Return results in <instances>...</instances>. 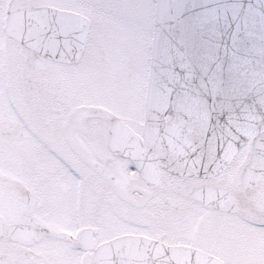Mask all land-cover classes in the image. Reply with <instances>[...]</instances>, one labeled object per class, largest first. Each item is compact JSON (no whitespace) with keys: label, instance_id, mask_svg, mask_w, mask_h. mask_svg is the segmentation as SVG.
<instances>
[{"label":"snow or ice","instance_id":"obj_1","mask_svg":"<svg viewBox=\"0 0 264 264\" xmlns=\"http://www.w3.org/2000/svg\"><path fill=\"white\" fill-rule=\"evenodd\" d=\"M137 6L0 0V264H264V92L170 114Z\"/></svg>","mask_w":264,"mask_h":264},{"label":"water","instance_id":"obj_2","mask_svg":"<svg viewBox=\"0 0 264 264\" xmlns=\"http://www.w3.org/2000/svg\"><path fill=\"white\" fill-rule=\"evenodd\" d=\"M150 74L173 115L194 101L223 131L264 92V0H157Z\"/></svg>","mask_w":264,"mask_h":264},{"label":"rangeland","instance_id":"obj_3","mask_svg":"<svg viewBox=\"0 0 264 264\" xmlns=\"http://www.w3.org/2000/svg\"><path fill=\"white\" fill-rule=\"evenodd\" d=\"M134 6L141 7V9L145 10L147 12V15H142L139 17H135L131 19V23L134 27H138L140 25H144V29H146V37L142 33V37L140 38L141 46H142V54L140 55L142 57V64H146V61L148 59V38L150 34V28L152 24V17H153V4L154 0H131ZM139 30V27L137 28ZM138 41V40H137ZM137 41H133V45L140 44ZM137 46V45H135Z\"/></svg>","mask_w":264,"mask_h":264},{"label":"flooded vegetation","instance_id":"obj_4","mask_svg":"<svg viewBox=\"0 0 264 264\" xmlns=\"http://www.w3.org/2000/svg\"><path fill=\"white\" fill-rule=\"evenodd\" d=\"M104 2H108V3H114V4H127V5H132L134 6V4L132 3L131 0H104ZM154 6V4H153ZM141 8V7H140ZM154 9V8H153ZM139 27V30L137 29ZM138 27H134L133 29V37H132V43L133 41H137L139 42L140 44H135L133 45L134 46V49L138 50L139 52V57H140V61L142 60V57L140 56L142 54V46H141V42H140V38L142 37V33L144 34V36L146 37V29H144V25H140ZM152 36H153V24H151V28H150V34H149V38H148V45H149V48H148V59L146 61V65L148 67V69L150 68V58H151V46H152ZM142 63V62H141ZM170 111V114H172V110H171V107L169 109Z\"/></svg>","mask_w":264,"mask_h":264}]
</instances>
